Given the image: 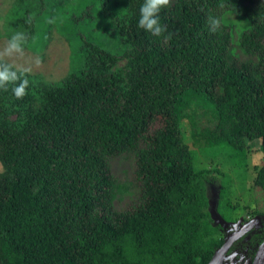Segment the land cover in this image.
<instances>
[{
	"label": "trees",
	"instance_id": "trees-1",
	"mask_svg": "<svg viewBox=\"0 0 264 264\" xmlns=\"http://www.w3.org/2000/svg\"><path fill=\"white\" fill-rule=\"evenodd\" d=\"M46 1L17 0L14 30L36 37L59 0L42 16ZM142 3L79 0L67 28L82 21L130 50L79 32L80 67L64 80L28 83L19 99V79L0 89V264H208L222 245L208 240L218 227L207 190L218 184L223 198L227 175L195 167L184 129L234 157L256 140L264 153V0H169L168 39L138 28ZM125 59L126 76L115 69ZM126 154L138 193L119 211L125 186L112 160ZM255 186L264 193V165Z\"/></svg>",
	"mask_w": 264,
	"mask_h": 264
},
{
	"label": "rangeland",
	"instance_id": "rangeland-1",
	"mask_svg": "<svg viewBox=\"0 0 264 264\" xmlns=\"http://www.w3.org/2000/svg\"><path fill=\"white\" fill-rule=\"evenodd\" d=\"M78 1H55L56 7L53 8H56V11H53L52 18L49 17L44 20V25L41 23L43 29H39V33L37 31L36 37L25 39L23 53L8 56L4 54V48L7 46L9 38L14 33L21 32L14 30L12 26L14 14L18 12V4L17 0H0V62L7 63L16 71L23 73L24 78L27 77L29 85L39 89L43 83L50 85L61 82L80 67L78 59L79 32L88 40L115 53L130 50L124 41L117 39L115 35L106 34L100 29L87 28L86 25L83 26L86 28H79L82 21L75 25L76 28H67L68 26H65L66 23L62 21V18L71 15L70 10L77 6ZM45 4L49 5L41 6L38 13L42 16L43 14H50L47 11L52 7H50L48 0ZM94 12L89 9V16L93 15ZM42 16L36 17L40 19ZM233 21L236 24L241 23L237 17H234ZM95 22L97 21L93 23ZM110 24L113 26L114 23L110 21ZM38 27H40L39 24ZM111 30L110 33L112 34ZM23 33L25 34V32ZM238 53L243 61L249 59V56L240 50ZM253 59L257 60V58ZM127 64L128 59H125L119 62L115 69H121L122 74L126 76V70L123 69H126ZM124 79L126 80V77ZM40 106L38 105L37 109ZM159 126L160 123L158 122L154 128ZM184 133L186 142L193 152L194 165L197 169L218 168L227 175V179L224 180L227 192L223 198H221L218 184L209 185L207 190L209 198L208 216L212 225L218 227V232L208 237V240L215 245L222 244L235 227H240L245 222L256 218L259 220L258 227H260V214L264 212V193L255 186V180L259 170L264 165L261 141L247 142L246 158L243 159L240 156L234 157L233 151L226 146L212 147L204 141L195 143L187 125ZM134 169L135 156L133 154L122 155L112 160V172L118 182L125 186V192L116 202L119 211L128 208L136 200L138 190L134 183ZM3 171L4 167L0 161V172ZM242 253V249L235 250L230 256L231 258H228L229 264L238 263V258L242 256Z\"/></svg>",
	"mask_w": 264,
	"mask_h": 264
},
{
	"label": "clouds",
	"instance_id": "clouds-1",
	"mask_svg": "<svg viewBox=\"0 0 264 264\" xmlns=\"http://www.w3.org/2000/svg\"><path fill=\"white\" fill-rule=\"evenodd\" d=\"M169 0H143L139 8L138 28L150 33L152 36L168 39L165 27L160 22V13L166 8ZM223 7V4H221ZM220 18L217 16L209 17L210 30L215 31L220 26ZM25 35L23 32L14 33L8 40L7 46L4 48V54L11 56L13 54H22L24 51ZM20 80L18 84L12 88V92L16 98H22L25 95V90L29 81L20 79L16 70L4 63L0 64V89H6L9 83Z\"/></svg>",
	"mask_w": 264,
	"mask_h": 264
},
{
	"label": "flooded vegetation",
	"instance_id": "flooded-vegetation-1",
	"mask_svg": "<svg viewBox=\"0 0 264 264\" xmlns=\"http://www.w3.org/2000/svg\"><path fill=\"white\" fill-rule=\"evenodd\" d=\"M260 218V227H258L259 220L256 218L249 222H245L240 227H235L229 233L225 240L233 235L237 236V238L233 241L229 250L224 254L222 264H229L228 258L238 249H242L243 253L242 256L238 258L239 261L236 264H255L260 247L264 243V212L260 214ZM225 240L222 245L225 243Z\"/></svg>",
	"mask_w": 264,
	"mask_h": 264
},
{
	"label": "water",
	"instance_id": "water-1",
	"mask_svg": "<svg viewBox=\"0 0 264 264\" xmlns=\"http://www.w3.org/2000/svg\"><path fill=\"white\" fill-rule=\"evenodd\" d=\"M237 238V236L233 235L225 240V243L214 253L212 260L208 264H222V259L224 258V254L229 250V247L233 243V241ZM255 264H264V243L260 247L258 252V257L256 258Z\"/></svg>",
	"mask_w": 264,
	"mask_h": 264
}]
</instances>
